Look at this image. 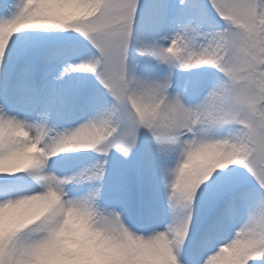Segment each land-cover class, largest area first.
<instances>
[{
	"label": "snow or ice",
	"instance_id": "6c2138e0",
	"mask_svg": "<svg viewBox=\"0 0 264 264\" xmlns=\"http://www.w3.org/2000/svg\"><path fill=\"white\" fill-rule=\"evenodd\" d=\"M66 29L91 48L58 38ZM149 57L168 71L141 68ZM198 66L206 67L173 80V69ZM74 72L91 73L97 87ZM202 91L195 105L184 102ZM84 109L94 114L78 127L48 125ZM142 135L140 174L149 191L154 175L163 178L173 219L137 234L122 219L134 199L131 171L113 188L123 206L109 211L99 200L107 157L115 150L130 159ZM69 140L105 159L75 176L45 174ZM28 154L35 164L22 170ZM157 157L174 166H158ZM0 160V264H35L43 222L18 205L51 191L131 241L58 254L51 264H167L169 256L175 264H264V0H13L0 18ZM81 180L92 190L69 196L64 186Z\"/></svg>",
	"mask_w": 264,
	"mask_h": 264
},
{
	"label": "clouds",
	"instance_id": "9594fccd",
	"mask_svg": "<svg viewBox=\"0 0 264 264\" xmlns=\"http://www.w3.org/2000/svg\"><path fill=\"white\" fill-rule=\"evenodd\" d=\"M84 147L78 140H69L58 146L55 152L80 150ZM5 164L4 160H0V169L5 167ZM23 164L22 170L32 167L35 157L28 154ZM18 208L33 221L43 222V232L39 239L45 241V247L37 253L35 264H51V257L71 251H113L118 241L131 244L122 233L114 229L106 230L100 217L81 211L76 206L66 207L63 197L55 191L40 198L23 199ZM166 261L167 264H175V258L172 256L167 257Z\"/></svg>",
	"mask_w": 264,
	"mask_h": 264
},
{
	"label": "rangeland",
	"instance_id": "374dc122",
	"mask_svg": "<svg viewBox=\"0 0 264 264\" xmlns=\"http://www.w3.org/2000/svg\"><path fill=\"white\" fill-rule=\"evenodd\" d=\"M59 31V30H57ZM60 33V36L58 38H66L68 39L71 35V34H76L75 32H72L71 30H61ZM67 35H70V36H67ZM89 57H84L82 58L81 60H77L76 63L79 64V63H82V62H85ZM139 62L142 63V62H145L144 65L140 66L141 68H143L145 65H149L151 66L152 70H153V73L154 74H164L168 71L167 67L165 70H162V68H158V69H155L156 66H158L159 64H156L155 61L152 59V58H141L139 59ZM166 65H163L162 64V67H164ZM199 67H206V66H199ZM155 69V71H154ZM186 70L185 68H177V69H173L172 70V75H173V80L176 78V76L181 73L182 71ZM72 75L74 76H78V77H81V78H84L85 81L87 82V79L91 78L92 77V74L91 73H87V72H74L72 73ZM85 82V83H86ZM92 82V81H91ZM96 84V81L93 82L92 84H87L88 86H91L90 88H95L97 87ZM94 85V86H92ZM100 92L103 91V89H100L99 90ZM173 93H175V90L172 91ZM206 93H204L203 95H205ZM202 95V96H203ZM201 97H192V96H186L184 98V102L188 105H195L196 103L199 102V100L202 98ZM70 112L62 115V116H53L51 117V119H49L50 123L48 122V125L49 127H52L53 125H55L54 123L56 122L57 125H55L59 130H64V129H69V125L68 126H62V124H59V122L64 119ZM73 113H79V114H82V115H85L87 114L86 117V120L94 114V112L90 109H84L83 111H73ZM55 120V122H54ZM80 124L77 125V127L79 126ZM135 154L137 155L138 153V148H135ZM66 152H64L63 154H65ZM68 154V153H67ZM111 155L112 156H115V158L113 160H108V163L116 160L119 156V154L116 152V151H112L111 152ZM100 158L103 160L105 159L104 157L100 156ZM53 161H59L58 164H53ZM99 160L95 159L93 161H89V162H86L84 163L83 165L82 164H75V165H70V168L71 170H69L66 165H69V161L68 160H60V157H57L56 156H52V157H49L48 158V164H47V170H46V173L48 172L50 175L51 174H54L56 175L58 178H65V177H68V176H73V175H76L78 172H82L84 171V169L86 168H89L91 167V165L97 163ZM107 163V164H108ZM156 163L158 166H165V165H171V166H174V161H170V160H166L165 158H161V157H157L156 158ZM58 170H60L61 172L60 173H57ZM31 171V170H30ZM55 171V173H54ZM86 181V180H84ZM81 182V181H80ZM78 182L79 184H67L65 185V191L69 193V196L71 197H75V196H81V195H85L87 194L88 192L85 190V188L83 187L82 183ZM33 183L36 184V188L39 189V184L33 180ZM153 190L152 191H149L147 188H146V194L148 195L150 201L152 202V206L155 208V205L160 209L161 208V204L160 202L162 201H165L167 202V197L166 195L164 194V181H163V178L160 177L159 175H154L153 177ZM136 201H137V196H136V187H135V183H134V199H133V202L131 204L130 207L127 208L126 210V213L125 215L122 217L123 219V222L125 223V225L127 227H129L131 230L133 231H136L137 234H146V232L153 228V227H158L159 230H163L164 227L167 226L168 223H170L173 219L172 217V213L170 211V216L166 218V222L165 223H161L160 224V227L159 226H155V224L153 223L152 219L148 217L149 219V228L145 231V232H140L138 230H135L136 228V225H135V219H136V212H135V205H136ZM120 207V206H123V203L121 200H119V202H117L116 204L114 205H111V204H107V205H104V206H101L100 207L102 209H106V210H112L113 207ZM168 205L167 206H164V210L166 211V216L168 215V209H167ZM164 220H165V217H164Z\"/></svg>",
	"mask_w": 264,
	"mask_h": 264
},
{
	"label": "bare ground",
	"instance_id": "6f19581e",
	"mask_svg": "<svg viewBox=\"0 0 264 264\" xmlns=\"http://www.w3.org/2000/svg\"><path fill=\"white\" fill-rule=\"evenodd\" d=\"M22 115V114H21ZM22 118H24V116L22 115Z\"/></svg>",
	"mask_w": 264,
	"mask_h": 264
}]
</instances>
